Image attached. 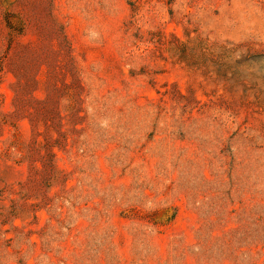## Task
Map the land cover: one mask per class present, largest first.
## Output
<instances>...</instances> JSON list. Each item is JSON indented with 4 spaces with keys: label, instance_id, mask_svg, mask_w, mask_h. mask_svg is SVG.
I'll list each match as a JSON object with an SVG mask.
<instances>
[{
    "label": "rangeland",
    "instance_id": "obj_1",
    "mask_svg": "<svg viewBox=\"0 0 264 264\" xmlns=\"http://www.w3.org/2000/svg\"><path fill=\"white\" fill-rule=\"evenodd\" d=\"M0 264H264V0H0Z\"/></svg>",
    "mask_w": 264,
    "mask_h": 264
}]
</instances>
